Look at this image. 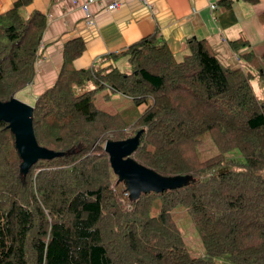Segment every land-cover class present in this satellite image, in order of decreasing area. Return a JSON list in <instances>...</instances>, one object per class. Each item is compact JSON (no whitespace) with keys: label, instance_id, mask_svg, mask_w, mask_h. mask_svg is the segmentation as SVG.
Here are the masks:
<instances>
[{"label":"trees","instance_id":"16d2710c","mask_svg":"<svg viewBox=\"0 0 264 264\" xmlns=\"http://www.w3.org/2000/svg\"><path fill=\"white\" fill-rule=\"evenodd\" d=\"M30 1L0 13L3 104L33 82L41 56L47 18L24 16ZM230 45L240 68L194 37L177 57L155 32L76 70L84 46L68 43L55 83L32 106L35 141L54 155L23 170L15 134L0 120V264H264V54L244 39ZM116 96L128 101L119 111L97 105ZM130 128L139 134L134 161L188 179L128 198L126 208L128 192L101 144L131 138ZM179 207L203 246L200 257L174 220Z\"/></svg>","mask_w":264,"mask_h":264},{"label":"crops","instance_id":"0c3cea01","mask_svg":"<svg viewBox=\"0 0 264 264\" xmlns=\"http://www.w3.org/2000/svg\"><path fill=\"white\" fill-rule=\"evenodd\" d=\"M17 1L0 0V13L10 10ZM113 1H120V6L108 11L106 7ZM84 2L31 0L22 9L24 16L44 14L47 26L34 80L15 99L33 106L37 96L55 83L65 46L75 39L84 46L73 61L76 70L89 69L100 58L120 54L155 32L177 57L186 51L188 38L205 40L220 62L231 68L243 64L230 45L238 39L246 40L258 58L264 54V0H98L88 5V13L82 10ZM212 4L214 9H210ZM262 67L264 70V63Z\"/></svg>","mask_w":264,"mask_h":264},{"label":"water","instance_id":"95a60500","mask_svg":"<svg viewBox=\"0 0 264 264\" xmlns=\"http://www.w3.org/2000/svg\"><path fill=\"white\" fill-rule=\"evenodd\" d=\"M33 107L15 98L8 103H0V120L9 123L15 134L16 144L22 156V169L27 171L32 163L40 159H50L54 154L38 147L32 131ZM139 144V134L122 141L108 140L104 150L114 174L128 192L130 201L136 200L141 194L161 192L176 188L187 181L184 177H164L138 164L131 157ZM51 153V154H50ZM28 157L24 168V160Z\"/></svg>","mask_w":264,"mask_h":264},{"label":"rangeland","instance_id":"374dc122","mask_svg":"<svg viewBox=\"0 0 264 264\" xmlns=\"http://www.w3.org/2000/svg\"><path fill=\"white\" fill-rule=\"evenodd\" d=\"M116 65H120V63L116 64ZM126 69V66H119V69ZM254 88H256V86L254 85ZM105 93V92H104ZM21 95H19L18 97H20ZM115 96V95H114ZM128 104V101L123 100L122 98L118 97H113L111 100H104L101 98V100L97 101V105L101 108L104 109L108 112H115V111H119L122 109L123 106H126ZM145 106L141 105L139 106V112L141 113L144 110ZM135 130V128H130L127 131V138L131 137L133 134V131ZM101 146L104 148V143L101 144ZM204 154L205 156H209L211 154L214 153V148L212 147V145H207L204 148ZM28 157H26V159L24 160V168L27 164L28 161ZM124 188L123 185L120 186V189ZM123 197L121 198L122 202L125 203L126 200V208L127 206H130L127 202L128 199V194L126 192H124ZM186 209L183 207H179L178 209H174L172 211V213H174V217H175V222L178 226L179 231L181 232V235L185 241L186 247L188 249V251L190 252V254L192 256L195 257H200L204 254V249L202 244L200 243V240L198 238V235L195 232V229L193 227V224L190 220L189 215L187 214V212L185 211ZM218 264H231L228 260H217Z\"/></svg>","mask_w":264,"mask_h":264},{"label":"built area","instance_id":"2783aa9c","mask_svg":"<svg viewBox=\"0 0 264 264\" xmlns=\"http://www.w3.org/2000/svg\"><path fill=\"white\" fill-rule=\"evenodd\" d=\"M73 1H74V0H73ZM96 1H98V0H85L84 4H83V6H82V10H83L85 13H88V5L91 4V3H94V2H96ZM142 1H144V0H142ZM119 6H120V1H113L112 3H110V4L107 5L106 9H107L108 11H111V10H113V9L118 8ZM214 8H215V5H214V4L210 5V9H214ZM91 22H92V20H91V18H89V19H88V23H91ZM128 207H129V206H128Z\"/></svg>","mask_w":264,"mask_h":264}]
</instances>
